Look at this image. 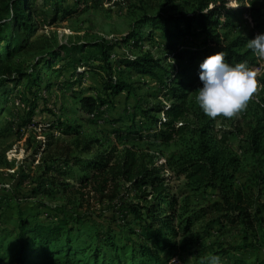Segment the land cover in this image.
<instances>
[{"label":"trees","instance_id":"1","mask_svg":"<svg viewBox=\"0 0 264 264\" xmlns=\"http://www.w3.org/2000/svg\"><path fill=\"white\" fill-rule=\"evenodd\" d=\"M28 1L8 0L3 7V17H6V20L0 23V106L5 105V97L12 91L8 86L15 88L20 80L26 79L25 87L33 100L30 117L27 119L29 122L36 109L38 95L49 88L48 82L43 87L46 73L50 71L61 75L63 70L69 67L71 76H77L74 81H66L69 92L78 100L81 115L90 118L85 121L93 122L101 117L102 109L109 102L110 96L117 97L122 92H131L129 85L114 77L115 69L126 67L131 73L148 77L165 91L169 103L148 106L146 110L140 111L143 121L139 126L131 121L129 125H124L123 130H120V127L113 129L112 134L117 137H133L138 141L148 139L161 145H168L177 138L188 136L190 144L186 146L185 153L167 165H170L177 176H183L192 189L213 192L216 201L208 203L201 213L203 216L214 215L213 221L217 224V230L228 228L234 239L219 245L215 251H209L212 252L210 255H219L222 264H245L237 255H244L249 249L258 246L264 249V220L260 218L264 212V203H260L261 192L264 191V177L254 172L239 179L238 159L227 147L229 136L233 133L223 131L218 135L219 131H214L213 127L214 120L226 118H210L203 112L198 116L199 114L189 108L188 89L197 79L196 75L187 74L186 77L180 78L181 73L165 71L160 65V60L133 54V50H138L144 40L155 38L154 33H143L148 25L159 31L157 38L164 40L159 43L163 50L171 52L176 59L190 62L192 66L199 65L206 57L223 51L226 54L225 60L230 65L247 62L250 69L255 68L259 56L247 46L248 41L256 36L254 33L229 42L225 35L218 33L219 29L228 27V23L221 19L229 18L231 14L240 15L243 13L241 9L229 10L224 2L214 3L209 8L205 0L186 1L184 5L189 7V11L183 7L174 16L157 15L145 18L141 21L138 32L130 33L119 40L117 45L103 40L90 45H61L48 59L42 60L38 66L31 69L30 73H24L15 62L26 47L14 27H21L20 30L32 33V29L24 22V13L29 10ZM47 1L49 0H43ZM53 1V15L48 18V24H54L74 13L70 8L64 7L65 0ZM80 2L81 0H77V3ZM166 2L171 5L174 0ZM246 12L254 19L253 31L257 34L264 33V8L257 7L252 0ZM88 47L97 49V55H93L90 64L85 63L83 58ZM118 47H122L125 54L117 49ZM56 62H61L62 67L54 68ZM41 64L44 67L40 68ZM80 66L85 72L99 75L100 85L86 86L80 90L84 78L83 73H78ZM157 71L162 74L158 75ZM261 84L264 85V80ZM58 90L61 91L60 88ZM135 104L139 107V102ZM151 112L162 115V118L150 117ZM115 120H112L111 125H116L119 121ZM50 127L53 130L66 129L64 133L69 136L78 135L77 128H63L57 122H50ZM139 128L142 130H137ZM239 130L244 135L241 154L252 157L256 166L264 167V104L255 117L244 122L243 131ZM142 132L147 135L144 136ZM95 143L97 142L90 141L83 152L90 153L92 144ZM114 151L115 148L110 153H97L89 160L76 156L53 159L47 167L50 171V181L33 189L31 193L34 196H52L63 192L72 193L81 200L85 197L93 198V208H100L99 212L94 214L101 217L103 222H97L87 214L82 216L69 212L65 208L46 209L47 207L42 206L34 213L17 209L14 228L0 227L1 233L8 236L12 234L16 240V245L8 250L7 254L0 256L1 262L117 264L109 258L108 252L117 253L122 249L116 244L114 234L116 230L123 228L124 224H129L131 217L135 229L130 232L136 238L130 243L133 261L136 264H169L168 260L176 254L177 249H184L176 241L177 237L187 233L192 223L188 220L180 222L178 227L175 225L179 205L178 200L170 195L166 185L165 165H158L153 160L146 162L143 156L130 149H125L116 157ZM74 167L78 168L80 176L75 178L77 185L70 186L66 181L73 179ZM133 197L144 202L151 198L152 201L149 205H139L131 200ZM2 201L0 211L6 212L10 202L6 199ZM87 206L91 208L89 201ZM85 224L95 228L94 238L104 248L101 250L94 247L89 253L91 262L85 257L86 249H74L73 246V235ZM211 229L213 228H208V233ZM258 233L262 234L259 236ZM199 239L197 236L192 245H197ZM206 260L204 258L196 264H203ZM257 264H264V260L258 261Z\"/></svg>","mask_w":264,"mask_h":264},{"label":"rangeland","instance_id":"2","mask_svg":"<svg viewBox=\"0 0 264 264\" xmlns=\"http://www.w3.org/2000/svg\"><path fill=\"white\" fill-rule=\"evenodd\" d=\"M7 1L0 0V23L6 20V17H3L5 15L3 7ZM186 1L193 2L194 0H174L171 5L166 4V0H81L80 4L77 0H65L64 7L70 8L69 10H73L74 13L54 24H48V18L53 15L54 1L29 0V10L24 13L26 18L24 22L32 29V33L20 30L21 27H14L26 48L20 54L19 60L15 62L13 59V61L24 73H30L31 69L38 66L42 60L48 59L61 45H90L100 40L117 45L119 40L124 39L130 33L138 32L141 21L145 18L157 15H177L178 10L185 7ZM205 2L209 8L214 3L224 2L229 10L241 9L243 12L237 16L231 14L229 18L221 19L228 23V27L224 30L219 29L218 33L225 35L228 42L237 37H246L250 33L257 35V32L253 31L254 19L246 12L250 6L240 3L239 6L233 8L231 0H205ZM253 3L257 7L264 8V0H253ZM185 9L190 10L189 7ZM32 11L35 13L33 14ZM147 32L154 33L155 38L144 40L138 50L132 49L133 54L135 56L146 55L160 60V65L165 71L181 73L180 78L186 77L187 74L196 75L197 79L188 89V106L199 114L198 116H201L202 110L195 99L198 89L202 87L198 78L199 65L192 66L190 62L176 59L171 52L163 50L159 43L164 40L157 38L159 31L147 25L143 33ZM117 49L125 54L122 47ZM93 55L94 57L97 55V49L86 48L83 56L84 62L92 63ZM62 65L61 62H56L54 68H60ZM39 67L44 66L41 64ZM256 68L258 69L256 78L261 84L264 80V57L259 56ZM78 73H83L84 77L80 90L86 86L100 85L99 75L85 72L82 66L78 69ZM157 73L162 74L161 71ZM114 77L129 85L131 92L128 94L122 92L117 97L110 96L109 102L102 109L101 117L93 122L85 121L90 118L81 115L78 100L69 92L66 81H74L77 78V76H71L69 67H66L61 75L50 71L46 73L43 78V87L48 82L49 88L38 95L35 103L36 109L29 122L27 119L30 117L29 112L32 109L33 100L25 87L27 80H20L15 88L8 86L12 91L5 97V105L0 106V201L6 199L10 203L6 212L0 211V227L14 228L17 209L26 213H34L42 206L47 207L46 209L65 208L69 212L72 211L82 216L87 214L88 217H94L97 222H103L101 217L94 214L98 213L100 208H93L95 203L93 198L85 197L81 200L72 193L63 192L52 196L46 194L34 196L31 194L32 190L50 181V171L47 167L53 159L76 156L89 160L97 153H110L113 148H115L114 156L116 157L125 149H130L143 156L146 162L153 160L158 165H165L166 185L170 195L178 200L179 205L175 225L178 227L180 222H188V220L192 223L187 233L177 237L176 241L184 249H177L176 254L168 260L169 264L199 263L202 259L211 256L212 252L209 251H215L219 245L232 242L234 239L228 228L217 230V224L213 221L214 215L203 216L201 213L208 203L216 201L213 192L206 189H192L183 176H177L170 165H167L185 153L186 146L190 144L189 138L188 136L183 139L177 138L168 145H161L148 139L138 141L125 135L114 136L111 131L116 127L123 130L124 125H129L131 121L139 126V123L143 121L140 118V111L146 110L148 106L169 103L165 91L146 76L131 73L125 67L121 70L115 69ZM136 102H139V107L135 104ZM263 104L264 86L253 95L245 110L232 118L216 119L213 123L214 131H219L218 135H221L223 131L233 133L229 136L227 147L228 151L238 159L239 179L254 172L264 177V167L256 166L252 157L241 154L244 135L239 132V129L243 131L244 122L255 117ZM149 116L156 119L162 118V115L155 112H151ZM115 119L119 121L116 125H111L112 120L116 121ZM50 122L60 123L63 128L65 126L77 128L78 135H66L64 133L66 129L53 130ZM142 133L144 136L147 135L145 132ZM90 141L97 143L92 144L90 153H84L83 149ZM73 175V179L66 181L67 185H77L75 178L80 176L77 167L73 168ZM260 199V203H264L263 190ZM131 200L139 205H149L152 201L148 198L147 202H144L135 197ZM88 201L91 208L87 206ZM260 218L264 220V212ZM129 220V224H124L125 226L116 230L114 234L116 244L122 249L120 248L117 253L108 252L109 258L117 264H136L132 259L130 249V243L136 239L130 232L135 229V225L132 224L131 217ZM211 227L213 229L208 233V228ZM94 233L95 228L90 227V224H85L73 235L74 249H86L85 257L90 262L89 253L94 247L104 250L94 238ZM260 234L262 233H258L259 236ZM197 236L200 237L199 243L193 246L192 243ZM0 245H2L0 256H4L16 245L15 237L12 234L8 236L0 232ZM237 258L245 264H257L258 261L264 260V249L258 246L255 249H249L244 255H237ZM0 264L5 263L0 260Z\"/></svg>","mask_w":264,"mask_h":264},{"label":"clouds","instance_id":"3","mask_svg":"<svg viewBox=\"0 0 264 264\" xmlns=\"http://www.w3.org/2000/svg\"><path fill=\"white\" fill-rule=\"evenodd\" d=\"M252 0H231V7L240 3L250 6ZM248 48L257 56L264 57V33L248 41ZM223 51L206 57L200 64L198 78L202 87L195 97L202 112L210 117L232 118L245 110L261 85L257 73L247 62L230 65ZM203 264H222L219 255H211Z\"/></svg>","mask_w":264,"mask_h":264},{"label":"built area","instance_id":"4","mask_svg":"<svg viewBox=\"0 0 264 264\" xmlns=\"http://www.w3.org/2000/svg\"><path fill=\"white\" fill-rule=\"evenodd\" d=\"M255 68H256V67H255ZM253 69H254V68H252V70H253ZM257 70H258V69L256 68V69H254L253 71L257 72ZM259 70H260V69H259ZM259 89H261V87H259L258 90H259Z\"/></svg>","mask_w":264,"mask_h":264}]
</instances>
